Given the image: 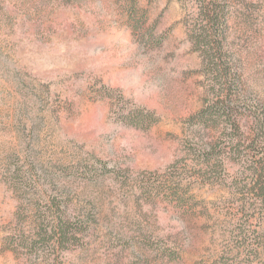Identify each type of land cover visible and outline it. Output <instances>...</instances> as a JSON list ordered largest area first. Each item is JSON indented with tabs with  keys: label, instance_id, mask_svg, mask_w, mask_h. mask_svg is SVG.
I'll use <instances>...</instances> for the list:
<instances>
[{
	"label": "rangeland",
	"instance_id": "374dc122",
	"mask_svg": "<svg viewBox=\"0 0 264 264\" xmlns=\"http://www.w3.org/2000/svg\"><path fill=\"white\" fill-rule=\"evenodd\" d=\"M199 3L0 0V264H264V198L233 183L248 167L201 175L192 155L220 135L191 121L217 84L189 37ZM223 4L262 114L264 0ZM57 216L78 243L39 241Z\"/></svg>",
	"mask_w": 264,
	"mask_h": 264
},
{
	"label": "trees",
	"instance_id": "16d2710c",
	"mask_svg": "<svg viewBox=\"0 0 264 264\" xmlns=\"http://www.w3.org/2000/svg\"><path fill=\"white\" fill-rule=\"evenodd\" d=\"M199 2V11L189 23V37L203 56L207 73L214 77L217 84L214 86L213 98L207 101L191 121L203 125L204 128L214 129L220 135L213 143L205 142L201 149H196L195 154L193 150L192 155L198 156L201 175L214 172L221 177L227 164L234 161L247 166L248 176L243 180H233L238 185L236 189L242 187V191L246 189L249 194L254 193L264 198V113L257 114L247 106L244 101L246 91L242 75L234 68L233 59L226 50L231 11L223 4L224 0ZM125 118L127 123L137 127H143L145 120H150L151 124L157 121L152 115L145 116L142 111L130 112ZM248 118L254 120L255 126L248 127L244 124ZM149 181L151 184L155 180L150 177ZM176 185L175 192L178 196L180 182ZM149 189L155 190L156 185H150ZM169 189L173 190V187L170 186ZM81 229L79 223L72 219L57 216L51 228L41 227L38 232L39 241L78 243L77 234ZM36 242L34 240L33 244Z\"/></svg>",
	"mask_w": 264,
	"mask_h": 264
}]
</instances>
